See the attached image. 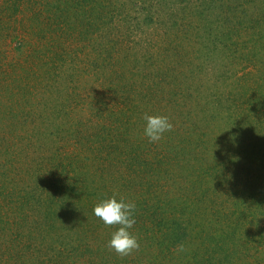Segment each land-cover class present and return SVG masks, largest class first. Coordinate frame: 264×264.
<instances>
[{"label":"rangeland","instance_id":"1","mask_svg":"<svg viewBox=\"0 0 264 264\" xmlns=\"http://www.w3.org/2000/svg\"><path fill=\"white\" fill-rule=\"evenodd\" d=\"M58 4L27 0L8 50L37 94L0 75V261L191 264L217 248L221 219L224 246L241 247L212 263L264 264V0H114L117 14L96 21L76 1L65 27ZM145 114L173 129L149 142ZM74 164L80 178L66 176ZM44 190L63 216L48 220ZM113 195L136 204L129 255L108 246L117 226L93 214Z\"/></svg>","mask_w":264,"mask_h":264},{"label":"trees","instance_id":"2","mask_svg":"<svg viewBox=\"0 0 264 264\" xmlns=\"http://www.w3.org/2000/svg\"><path fill=\"white\" fill-rule=\"evenodd\" d=\"M26 1L27 0H0V75L1 74H3V75L14 74L13 78L7 80L6 82L9 81L13 86L12 89L15 91H17L19 88L24 90L25 96L29 97V96H35L37 94V92L33 86V81H32L33 76L28 75L26 79L25 78L22 79L21 76L18 77L20 69H17L16 65H15V67L11 68L12 64L8 58V55H9L8 50L10 49V51H13L15 48H18L20 46L18 40H15V38L17 37V35H18L17 33L19 32V30H21L20 26H18V23L23 22L22 18L20 17V14H21V10L25 7ZM58 1H59L60 5L59 4L57 5L56 12L58 11L57 12L58 14L55 13V18L58 19L56 21H57V25L59 24L60 27H65L67 25V23L70 22L69 19L63 18V16L68 15V11L66 10L67 9L66 6L67 5L70 6L71 2L75 3L77 1L78 3L81 2L82 4H84V8H86L85 11L87 12V14H89L88 16H86V18L88 20H90V18L95 20V18L96 17L99 18L101 14H102L101 15L102 18L108 17L111 20L114 17V13L117 14V10H114V8H113L114 0H58ZM62 11H63V14H62ZM64 12H65V14H64ZM49 15L52 19L53 14L50 13ZM56 15H58L59 18ZM148 15L153 16L152 14H148ZM88 20L85 23V25L87 27H88ZM7 64H8V67L5 69ZM38 80L45 82L43 77H41ZM50 83L53 85V82L50 81ZM50 83L47 87L50 86ZM43 84H45V83H43ZM106 88L108 89V91L113 89L110 87H106ZM46 90L47 89H45V91ZM42 93H44V91ZM13 103L14 102L12 100L9 101V106H11L10 110H13L14 107H17V106L13 107ZM75 166L77 168H75ZM63 168H64V171H65L66 176L68 178H69V175H72L76 178H80L82 176V170H83V168L85 169V166H83V167L79 166L78 167V164H74V166H64ZM73 172H76L78 176L72 174ZM3 173H4V170L1 171L0 177L3 176ZM45 188H46V186H45ZM58 188H61L60 184H58ZM0 189H2L1 185H0ZM42 189H44L43 186H42ZM82 189H83V187H82ZM44 192L47 195V197H45V199L46 198L52 199L50 201V204L48 203V206L51 207L53 211L50 212L51 214L46 213V214H48L47 215L48 220H51L53 218V216H55L56 218L63 216L58 212V210H60L61 207H60V204L58 205L57 200L53 199L55 196L51 195V194L48 195V192H46L45 190H44ZM197 198H199V197H197ZM2 204H3V202H2ZM55 210H57V211L55 212ZM79 210H80V208H79ZM78 220L80 221V223L82 222V210H80V212L78 213ZM182 221H184V223L178 224L179 229H180V230H178V232L180 234H176V236L177 235L179 236V237L177 236L178 241H182L183 238L187 239V237L189 235V229L192 228V226H190V224H193V218L192 217L185 218ZM3 222H4V219L2 220V217L0 214V227L3 226ZM214 223L216 224V226L214 227L215 233L219 234V237H220V239H218L217 238L218 236L215 237L216 234H214V240H215V243L217 244V245L216 244L215 245L217 246V248L215 250H213L214 248L211 250V253H210L211 255L209 254V251H207L203 254L202 258H200L199 256L195 257L196 259H194L191 262V264H209V262H210V264H213L211 261V258H212V260L219 259L220 261H223V257L225 259H227V256L229 254L235 253V255H237L239 253L238 247H241V243H240V245L238 244L239 238H237V241L234 239L235 244H236L235 246L225 247L224 245L228 244V237L230 236V233L225 231L227 229L222 225L221 219H218ZM52 226L54 227V224ZM219 226H221V227H219ZM173 228H175V227H173ZM240 230L242 232H244V231L246 232V230H244L242 227L240 228ZM232 235L234 236V234H232ZM246 241L249 242L250 240H246ZM0 242H2L1 234H0ZM200 246L197 245V249H199L201 251ZM197 249H196V251H197ZM13 259H14L15 264H21L23 262V258L21 257V254L18 255V253H16L13 256ZM197 259H204V260H202V262H201V260H197ZM256 262H257V259H256ZM186 263H188V262H186ZM0 264H5V263L3 261H0ZM243 264H249V263L247 262V263H243Z\"/></svg>","mask_w":264,"mask_h":264},{"label":"clouds","instance_id":"3","mask_svg":"<svg viewBox=\"0 0 264 264\" xmlns=\"http://www.w3.org/2000/svg\"><path fill=\"white\" fill-rule=\"evenodd\" d=\"M144 136L149 142H159L166 132L173 129V124L167 115L145 114ZM136 204L124 196L113 195L99 201L93 208V214L105 225L117 226L112 232L108 246L119 255H129L140 248L137 235L131 231L136 223ZM181 251L183 247L181 246Z\"/></svg>","mask_w":264,"mask_h":264}]
</instances>
